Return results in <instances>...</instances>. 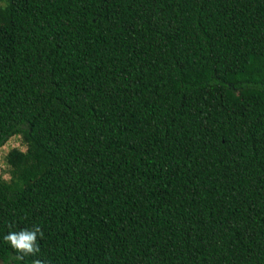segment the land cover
<instances>
[{"label": "trees", "instance_id": "obj_1", "mask_svg": "<svg viewBox=\"0 0 264 264\" xmlns=\"http://www.w3.org/2000/svg\"><path fill=\"white\" fill-rule=\"evenodd\" d=\"M0 1V261L264 264V0Z\"/></svg>", "mask_w": 264, "mask_h": 264}, {"label": "clouds", "instance_id": "obj_2", "mask_svg": "<svg viewBox=\"0 0 264 264\" xmlns=\"http://www.w3.org/2000/svg\"><path fill=\"white\" fill-rule=\"evenodd\" d=\"M41 234L40 226L33 225L18 231H9L3 236V239L16 249L31 252L36 248L38 236Z\"/></svg>", "mask_w": 264, "mask_h": 264}, {"label": "rangeland", "instance_id": "obj_3", "mask_svg": "<svg viewBox=\"0 0 264 264\" xmlns=\"http://www.w3.org/2000/svg\"><path fill=\"white\" fill-rule=\"evenodd\" d=\"M3 4L0 1V5ZM14 148H20L21 150H26V145L23 143V140L20 136H14L10 138L5 145L0 148V173L3 178L6 180L10 179V174L8 172V166L6 164V155ZM0 264L1 261H0Z\"/></svg>", "mask_w": 264, "mask_h": 264}, {"label": "water", "instance_id": "obj_4", "mask_svg": "<svg viewBox=\"0 0 264 264\" xmlns=\"http://www.w3.org/2000/svg\"><path fill=\"white\" fill-rule=\"evenodd\" d=\"M1 263H3V262L1 261Z\"/></svg>", "mask_w": 264, "mask_h": 264}, {"label": "flooded vegetation", "instance_id": "obj_5", "mask_svg": "<svg viewBox=\"0 0 264 264\" xmlns=\"http://www.w3.org/2000/svg\"><path fill=\"white\" fill-rule=\"evenodd\" d=\"M2 264H4V263H2Z\"/></svg>", "mask_w": 264, "mask_h": 264}]
</instances>
